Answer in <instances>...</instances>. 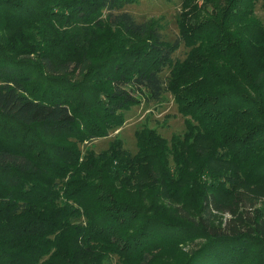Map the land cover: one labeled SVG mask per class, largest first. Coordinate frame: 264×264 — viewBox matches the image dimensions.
Returning <instances> with one entry per match:
<instances>
[{
  "label": "trees",
  "instance_id": "16d2710c",
  "mask_svg": "<svg viewBox=\"0 0 264 264\" xmlns=\"http://www.w3.org/2000/svg\"><path fill=\"white\" fill-rule=\"evenodd\" d=\"M181 1L170 43L139 0H0V264H264L260 0ZM166 89L183 136L82 151Z\"/></svg>",
  "mask_w": 264,
  "mask_h": 264
},
{
  "label": "rangeland",
  "instance_id": "374dc122",
  "mask_svg": "<svg viewBox=\"0 0 264 264\" xmlns=\"http://www.w3.org/2000/svg\"><path fill=\"white\" fill-rule=\"evenodd\" d=\"M124 11L129 13L138 23L154 20L159 24V30L162 38L170 43L179 39V19L182 11L181 0H139L137 4L125 6ZM256 15L264 23L263 0H260L256 7ZM189 49L181 45L174 54L175 60L183 61L187 57ZM162 78L167 80L169 69L162 74ZM144 128L156 129L167 140L174 136H183L185 127V118L179 113L174 96L165 90L161 101L159 102H141L129 108L124 113L123 124L115 127L109 133V136L90 143L81 145L82 151L92 150L95 153L103 152L111 146L112 143L120 141L123 147L132 154L138 152L136 134ZM229 216L219 214L216 218V224H222L225 218ZM200 240L189 243L184 246L185 252L195 249ZM107 264H119L117 258L107 262Z\"/></svg>",
  "mask_w": 264,
  "mask_h": 264
}]
</instances>
